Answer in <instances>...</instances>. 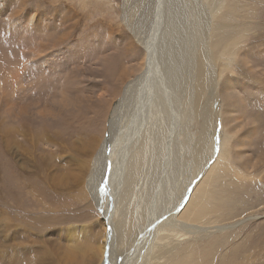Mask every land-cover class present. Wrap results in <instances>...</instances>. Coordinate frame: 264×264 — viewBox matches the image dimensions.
<instances>
[{"label":"rangeland","instance_id":"obj_1","mask_svg":"<svg viewBox=\"0 0 264 264\" xmlns=\"http://www.w3.org/2000/svg\"><path fill=\"white\" fill-rule=\"evenodd\" d=\"M226 2L220 19L223 26H219L214 32V41H223L222 39L238 35L243 36L241 38L244 42L239 46V51H234V57L230 56L231 71L226 74L232 80L230 88H227L226 102L223 103L226 116L223 119L228 121V142L226 139V143L222 140V130L218 129V119L215 117L218 107L216 100L208 129L210 146H207L205 156H210L212 148L220 147L221 143L225 147V161L230 162L227 166L230 173L217 178L215 191L213 188L216 196L220 197L222 207L225 206L217 224L233 226L232 230L225 231L229 237L226 236L223 241L228 240L229 243L221 251L226 253L231 247L235 248L234 258L235 261L238 260V264H264V112L257 114L255 119L252 95L256 94L257 87L252 86L255 82L249 68L254 69L256 65L252 63V55L247 52L255 47L254 41H264V0H225ZM212 5L213 0H0V132L10 138L15 135L14 128L17 124L11 123L6 114L13 90L30 93V97L23 100L20 93L17 101L22 104L26 100L25 103L31 104L27 115H23L20 126L25 128L28 138L33 136L36 139L33 141L36 147L32 149V161L40 164V157L45 154L53 162L52 156L56 155L58 162L57 159L55 162L61 168H57L61 172L56 174L64 172L65 182L73 187L67 193L62 191L58 194L51 191L46 182L42 185L40 179H32L37 192L44 195L40 201L41 197H34L38 206L45 203L60 208L56 217L43 212V216L31 219L35 222H32L35 228L30 241L39 247H46L49 256H58V259L61 256L62 261H68V257H73L74 251L78 257L74 263L80 264V251L89 246L90 249L93 248L92 254L96 257L103 246L105 225L99 216L103 212L99 210L98 204H94L93 197L89 199L90 196L75 195L79 190H85L84 181L88 173L85 174L86 171L81 170V166L90 160L85 148L86 140L105 135L106 124L101 125V121L106 106L116 102L124 91L126 80L136 76L146 66L147 49L140 41L158 40L155 41L158 49L164 40L182 41L184 44L185 41L181 38L187 36L186 40L190 37L193 41L191 35L195 34L196 21L200 14L213 20L210 13ZM170 23H173L171 26L174 25V29L170 27ZM207 39L213 40L210 33L204 41ZM259 48L263 49L264 44ZM78 89L80 90L77 91ZM171 93L173 100L179 101L181 91L175 88ZM213 97L214 90L211 88L207 98H202V105L213 103ZM61 102H67L66 107ZM175 107L179 108L178 105ZM44 111L53 115V118L49 121L43 119L42 123L40 115ZM237 114L239 122L235 121ZM164 117H168L166 111ZM200 122L198 118H190V132L197 133L201 128ZM95 129L97 132L94 133ZM42 131L56 136L57 144L54 146L39 141L38 136ZM168 134L162 128L155 133L156 153L152 168L150 166L152 179L147 184L141 180L130 192L129 204L133 217L142 213V210L138 211L141 197H146V204L151 197L156 196L154 189H168L170 195L165 192L160 197H181V192L185 189L178 181H183L186 162L188 158L190 162L193 156H188L181 150L179 155L182 159L175 158L170 161V169H167L164 148H168ZM216 135L220 137L219 145ZM175 136L176 134L172 138ZM15 139L22 141V135L16 134ZM188 140L185 138V143ZM59 146L65 148L60 150ZM169 147L173 148V145ZM3 152L0 140V188L11 196L9 191L14 188L16 180L12 177L11 167L7 163L9 157L3 155ZM197 172L198 167L188 171L186 179L194 182L197 179L194 174ZM168 181L171 186L167 185ZM142 186L144 187L139 192ZM2 198L5 199L0 197ZM32 208H36L34 204ZM40 208L36 210L45 211ZM0 238L5 242L4 233ZM8 240V243L20 242ZM132 248L133 245L117 248L118 252L113 257L112 264L149 262L148 256L141 259L132 254ZM24 249L10 255L11 264H19ZM28 249L34 251V247ZM118 255L122 258L118 259ZM94 259L96 263L97 260ZM105 259L106 256L103 262ZM218 260L217 254L213 261L216 263Z\"/></svg>","mask_w":264,"mask_h":264},{"label":"bare ground","instance_id":"obj_2","mask_svg":"<svg viewBox=\"0 0 264 264\" xmlns=\"http://www.w3.org/2000/svg\"><path fill=\"white\" fill-rule=\"evenodd\" d=\"M226 4L225 0H213L210 9L213 20L200 14L199 20H195V34L191 35L193 41L190 40V37L186 40L187 36L181 38L185 41L184 44L182 41L164 40L159 49L158 44L155 43L156 40L140 41L147 49L146 66L136 76L126 80L122 95L116 102L106 106L105 115L101 121V125L106 124L104 126V128L106 127L105 135L102 137L97 135L86 140L85 148L90 160L85 161L81 166V170L86 171L85 174L88 173L84 181L85 190L84 192L83 189L79 190L75 196H90L89 199L93 197L94 204H98L99 210L103 212V215L100 212L99 216L103 219L105 233L103 246L98 250L96 257L92 254L93 248L90 249L89 246L80 251V264H112V259L118 252L117 248L132 245V254L141 259L148 256L149 262L142 264H238V260L235 261L234 258L236 256L235 248L231 247L230 251L226 253L221 251L229 243L228 240L223 241L228 233L225 231L232 230L233 226L225 227L217 224L225 206L222 207V203L219 201L220 197L214 193V184L217 178L225 177L230 173V169L227 167L230 162L225 161L223 155L225 147L221 143L220 147L212 148L210 156H205V150L207 146H210L208 129L217 104L215 117L218 119V129L222 130V140L226 139L228 142V121L224 120L226 116L223 111L225 110L223 103L226 102L227 88H230L232 80L228 79L226 74L227 71H231V57H234V51L236 49L239 51L241 49L239 46L244 42L241 38L243 36L238 35L222 39L223 41L219 39L214 41V32L219 26H223L220 19ZM173 19L171 21L174 23ZM173 23L169 24L172 28ZM175 23L179 24L180 22ZM180 25L182 24L180 23ZM208 33H210L212 41H208L209 39L204 41ZM150 34L153 35V33ZM174 35L176 36V33ZM254 43H256L255 47L249 48L250 50L247 52L250 56L252 55V63L256 65V68L252 67L254 69L249 66V72L255 82L252 86L257 87L256 94L252 95V109L255 110L256 119L257 114L264 112V48H259L261 44H264V41H254ZM159 54L162 56L159 57ZM175 88L181 91L179 101L173 100L171 92ZM211 88L214 90V101L203 106L201 100L207 98ZM24 91L20 92L22 100L25 97L27 99L30 97V93ZM76 92L74 91V93ZM20 93L17 89L13 90L12 99L9 101L11 104L6 110V114L10 117L11 123L18 125L14 128V133L15 135L21 134L22 141L15 139V135L11 138L6 135L9 137L7 139L0 132L3 155L6 154L9 157L7 163L11 167L12 177L16 180L14 188L12 187V190L9 191L11 196L0 188V197H5V199H0V237L3 236V233L5 235V242L0 238V264H11L10 255H14L21 248L25 249L21 252L22 258L19 260V264H75L74 261L78 257L74 251L73 257H68V261H62L63 257L60 256L58 259V256H49L46 247H39L30 241L35 228L33 226L35 222L31 220L32 217H41L44 213H51L56 217L60 213V208L53 205L42 203L38 206L34 197H41L40 201L44 195L37 192L32 179H40L42 185L46 182L47 187L58 194L62 191L67 193L73 187L68 186L69 184L65 182L64 172L56 174L61 172L57 169L60 166L55 162L56 155L52 156L53 162L45 154L41 155L40 164L32 161V149L36 147L33 141L36 139L33 136L28 138V134L24 131L25 128L20 126L23 115H27V109L31 107V104L25 103L26 100L22 104H18L17 98L20 99L18 96ZM62 104L65 106L67 102H61ZM176 105L179 108L176 109ZM30 111L32 112V110ZM165 111L168 113V117H164ZM194 117L201 120V128L197 133H192L189 130L190 118ZM40 118L43 123L45 120L52 119L53 115L44 111ZM235 121L239 122V114L235 117ZM161 128L163 132L169 133L167 136L168 148H164V152L167 154L165 159L167 169H170V161L175 158L182 159L179 155L181 150H184L188 156H193L192 160L190 159L191 166H189V158L188 163L186 162V174H184L183 181L181 183H179L180 180L178 181V184H182L185 189L182 190L181 197H160L165 192L169 194L168 189L164 190L160 187H158V191L154 189L153 193L156 196L151 197L146 204V197H141L138 211L142 210V213L133 217L129 204L130 192L141 180L147 184L152 179L150 166L152 168L156 153L155 133ZM95 130L94 133L97 132ZM0 131H2L1 128ZM100 133L103 134V132ZM174 134L176 136L173 139ZM53 136L42 131L38 138L42 143L55 146L58 138ZM188 137L191 138L188 140ZM185 138L188 140L186 143ZM219 139L218 136L216 139L218 145ZM192 141L194 142L191 143ZM171 145L173 148L169 147ZM63 148L65 147H58L60 150ZM55 166L56 168H54ZM195 167H198V172L194 174L197 179L194 182H189L186 179V175L189 174L187 172ZM54 169L57 170L54 171ZM170 183L168 181L167 185ZM102 187L106 189L104 193L100 191ZM143 187L139 189V192ZM33 204L36 207L34 210ZM37 208L45 209V211H37ZM224 216L226 215L224 214ZM107 228H109L108 231ZM40 233L41 231L38 234ZM223 233L225 234L223 235ZM8 239L20 242L8 243ZM18 245H24V247H17ZM28 247L32 249L34 247V251H30ZM217 254L219 260L215 263L213 258ZM67 255L69 256L70 253ZM105 256L106 259L103 262ZM117 257L118 259L122 258L119 255ZM94 258L97 260L96 263ZM247 259L250 257L247 256Z\"/></svg>","mask_w":264,"mask_h":264},{"label":"snow or ice","instance_id":"obj_3","mask_svg":"<svg viewBox=\"0 0 264 264\" xmlns=\"http://www.w3.org/2000/svg\"><path fill=\"white\" fill-rule=\"evenodd\" d=\"M100 191H101L102 193H104V192L106 191V189L102 187V188L100 189Z\"/></svg>","mask_w":264,"mask_h":264}]
</instances>
